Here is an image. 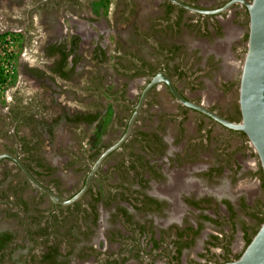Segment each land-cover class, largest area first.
Listing matches in <instances>:
<instances>
[{"label": "flooded vegetation", "instance_id": "flooded-vegetation-1", "mask_svg": "<svg viewBox=\"0 0 264 264\" xmlns=\"http://www.w3.org/2000/svg\"><path fill=\"white\" fill-rule=\"evenodd\" d=\"M51 1L53 0H38L34 5H30L29 0H26V4L30 6L24 14L17 10L14 19L0 18L1 30L18 32V43L21 46L18 71L20 76L24 77L23 80H40L44 76L55 78L53 81L68 80L51 70L59 62L60 57L57 53L50 55L48 48L59 41L49 40L44 44L46 40L41 38L44 40L42 44L40 45L39 41L35 45L40 46L33 48L36 40H34L35 35L29 29L31 20L34 19L40 24L48 13L53 12L52 6L49 5L52 3ZM161 1L165 11L171 2ZM182 1L203 9H215L222 7L230 0H224L219 6L210 8L202 6L197 0ZM173 5L176 14L171 21L170 29L178 34L180 30H183L181 28L182 13L186 9ZM237 8H242L244 15L238 12ZM233 9H236L237 17L245 18L246 16L249 20L245 6L240 3H235L229 9L216 14H196L203 18H214ZM128 13L127 11L125 14ZM177 19L179 20L178 24H176ZM154 22L155 20L151 22L152 27L150 26L149 29L151 32L147 34V38L150 41L149 44L155 46L158 53L161 48L164 49L162 50L164 54H160L158 69L144 58L138 57L136 51H133L131 64H134L132 65L134 69L118 72L123 82L120 90L106 86L103 73L92 69L86 81L89 85L88 90L97 93L92 98L93 102L89 105L90 107L81 108L75 105L71 106V110L58 108L57 111L51 112L41 108L38 113L33 115L22 113L8 134L9 142L13 146L5 148L2 153L15 154L35 179L37 178L41 184L50 190L53 189V192L61 196L58 188L54 189L44 182L46 178L52 180L53 183L59 181V179L56 180V167L49 163L44 155L43 149L45 143L48 142L46 138H51L54 135L58 125L65 124L75 131L77 138L80 136L83 139L84 131L95 126L100 120L101 107H103L100 97L104 95L113 98V100H120L124 107L127 106V109L131 110L125 126L111 143L106 146L99 144L92 152H87L88 160L92 164L84 174L79 188L72 193V197L83 187L92 165L99 156L123 136L142 90L156 73L165 71L183 97L201 103L191 99L177 85L178 80L185 78L190 64L187 65L185 62L170 66H167V63L163 64L166 59H171L169 57L171 49L175 50H173L176 52L175 56L185 55L187 44L169 40L168 30H163L165 33L161 30L162 34L157 32L152 25ZM210 25H213L215 32H218L217 35L222 34L223 29L219 27L218 20L216 23L201 21L197 25L198 34L203 38L212 37ZM166 26L168 24H165L164 28ZM185 26L190 27V25ZM42 29V27H38L36 38L41 35V31L44 32ZM134 32L137 35L138 30L134 29ZM224 38L223 35L222 39ZM242 39L247 42V30H245ZM224 41L221 43L224 44ZM79 42L74 43L71 39V48H75L74 53H71L70 56L71 66L74 58L78 56ZM217 43L214 46L218 52H221ZM98 45L93 49V58L100 64L106 61L108 52L102 43ZM129 46L132 45L129 44ZM117 51L121 52L123 49L118 48ZM166 53L169 58H166ZM138 59L145 61L148 66L142 68ZM77 63L74 65V71ZM73 75L74 72L71 77ZM142 76L146 82L140 90L136 102L131 103L123 99L129 92V83ZM231 84L233 85V82H228V85ZM160 88H165L170 96L183 107L184 111H194L200 117L216 123L227 131L242 135L241 131L231 130L203 113L182 105L165 83L155 84L147 93L130 135L119 148L105 157L92 177L88 189L76 201L80 204L76 205L74 202L64 206H70L72 216L75 215L77 218V223L72 227L65 242H62L61 245L57 244L55 230H53V234H50L51 231L48 227L49 233H41L36 237L37 243L38 239H44L42 244L39 246L37 244L39 250L36 251V249L30 253L23 247L28 240L35 241L31 238L32 230L29 229L28 224H31L30 222L34 218L31 213L37 211L35 207L38 205L28 201L22 192L33 185L13 160L10 158L1 159L0 214L6 219H0V238L3 235H10L12 239L7 245L0 248V264H11L12 262L14 264H47L45 255L48 254L51 245L58 248L57 253H54L53 256L55 261L65 260L67 264H234L233 262L242 253L235 254L234 246L241 243L245 248L248 237H253L261 224L259 223L260 219L264 216V200L258 196L257 189L256 192L254 191L253 183L239 184L240 187L238 186L237 189L234 184L240 180L244 182L247 176L252 177L254 181H258L260 193L262 191L264 196V179L259 163L255 168L249 163L241 162L236 153L228 151H222L221 154L217 153L213 157L210 156L211 144L214 139L212 130L206 128L208 126L203 123L197 125L185 123L182 119L184 113L171 115L163 111L158 106L161 101L156 97L161 92ZM210 109L234 121L230 116L216 109ZM94 114H98V118L91 123L82 120H69L77 115ZM17 125L27 129L28 136L26 138L22 139L21 135H18L15 130ZM112 129L113 125L108 126L106 131L109 132ZM102 132L99 131L97 142L102 138ZM144 135L146 137L142 138ZM26 147L30 149L23 153V148ZM119 150L121 151L120 158L105 168L104 166ZM16 171L22 174V179L17 176ZM111 176L113 179L110 178ZM6 179L11 182L4 184ZM23 188L25 189L23 190ZM33 189L45 195L34 186ZM20 201L27 202V209L23 208L24 204L22 205ZM53 206L54 208L62 207V205L54 203ZM76 244L79 246L77 247ZM111 244L114 245L113 249L108 247ZM76 256L77 259H73Z\"/></svg>", "mask_w": 264, "mask_h": 264}, {"label": "rangeland", "instance_id": "rangeland-1", "mask_svg": "<svg viewBox=\"0 0 264 264\" xmlns=\"http://www.w3.org/2000/svg\"><path fill=\"white\" fill-rule=\"evenodd\" d=\"M37 1L29 0L30 5H34ZM59 1L62 0L51 1L52 3H49V5L52 6L53 12L48 13L40 24L34 19L31 20L29 29L35 35L34 40L36 42L33 45L34 49L42 44L44 41L42 39L44 38L46 40L45 44L49 40L57 42L60 39L67 40L71 35L80 37L77 51L79 59L74 75L68 80L57 79L53 81L55 78L51 79L46 76L40 80H23L24 77L20 76L18 71L21 46L19 43H16L15 66L12 78L4 93L0 94V153L5 148L13 146L9 142L10 138H8V134L18 116L22 113L26 112L33 115L38 113V110L41 108L51 112L57 111L58 108L71 110V106L74 107L75 105L87 108L93 102L92 98L97 93H92L88 90L89 85L86 81L92 69L102 72L105 85L116 90H120L123 83L122 77H120L121 75L118 72L125 69H134L132 66L134 64H131L133 51H136L138 57L144 58L158 69L161 55L154 48L155 46L149 44L150 41L147 38V34L151 32L149 29L153 20H155L154 24H152L155 27L154 30L160 33L161 30H168L169 40L179 44L186 43L188 46L186 48V56L184 54L177 55L170 60L166 59L163 63H167V66L183 62L187 65L190 64L185 78L178 80L177 85L191 99L230 116L234 121L240 120L238 86L247 45V42L243 41L242 37L245 30H248V17H237L235 15L236 9L214 18H203L194 12L184 10L182 13L183 23L181 25L183 30H177L179 31L177 34L173 32V29H170L176 9L170 15H165L161 0H67V2L64 0L62 2L63 6L58 4ZM197 1L202 6L210 8L219 6L224 0ZM29 6L26 4V0H0V18L8 17L14 19L16 17L15 11L18 10L19 13L24 14ZM238 10V12L244 15L242 8ZM127 11L129 13L125 14ZM217 20L220 23L219 27L223 29L220 36L217 35L218 32H215L213 25H210L209 28L215 36L203 38L198 34L199 29L197 25L201 21L216 23ZM165 24H168V26L164 28ZM185 25H190V27H186ZM38 27H42V30L46 34L41 31V35L36 38ZM227 27L234 31L231 30L233 35L229 38L226 37ZM134 29L138 30L137 35H135ZM223 35L226 39H222ZM223 40H225L224 44H221ZM39 41L41 42L40 45L36 46L35 44H38ZM99 43H102L108 52L106 61L100 64L93 58V49ZM216 43L221 52H218L215 48L214 45ZM129 44L134 47L129 46ZM118 48H122L123 51L118 52ZM36 53L38 54L39 52ZM68 60L69 67L71 65V57ZM143 77L129 83V92L123 99L131 103L136 102L140 90L146 82ZM146 77L148 78V76ZM228 82H233V85H228ZM224 85L227 86L225 87ZM160 89L161 92L156 97L160 99L161 103L158 106L163 111L171 115L184 113L185 115L182 119L185 123L190 125L203 123L208 126L206 128L212 130L214 139L211 144L210 156H216L217 153L221 154L222 151L234 152L241 162L249 163L255 168L257 167L259 163L258 158L246 137L229 132L216 123L200 117L194 111H184L183 107L170 96L165 88ZM93 90L95 89L93 88ZM100 98H102L101 104L103 106L101 107L102 115L100 120L95 126H91L84 131L85 137L83 139L80 136L77 138L75 131L65 124L58 125L55 128L54 135L51 138H46L48 142L45 143V148L43 149L44 155L47 161L56 167V180L59 179V181L57 180L58 182L55 181L53 183L52 180L46 178L44 182L54 189L58 188L61 197L64 199L70 198L72 193L79 188L84 174L89 169L90 164H92L88 160L87 152H92L99 144L106 146L115 140L121 133L131 113V110H128L127 106L124 107L123 102L120 100L114 99V101L113 98L104 95ZM108 103L111 104L108 105ZM111 125H113V129L107 132V127ZM15 130L23 138L28 136L27 129L24 126L17 125ZM99 131H103L102 138L97 142ZM119 155H121L120 150L113 155L111 161L104 167L106 168L113 161L120 158ZM9 167L12 168V166ZM16 174L22 179V174L19 171ZM247 178L244 179V182L241 180L236 181L234 184L236 186L235 189L240 187L239 184L243 185L246 182H251L253 183L254 191L256 192L257 189L258 196L264 200L263 192L261 191L262 194L260 193L259 184H257L258 181H254L252 177L247 176ZM96 181H99V179H96ZM9 182L11 181L6 179L4 184ZM22 193L28 201L38 205V207H35L37 211L31 213L37 221L34 224H28V227L30 226L29 229L32 231L45 228L48 225V216L51 215L55 216L56 219L58 217L60 220L62 217H67L70 220L75 217V215L72 216L71 214V207L68 209L64 206L54 208L51 200L39 191L34 190L33 186H29ZM0 219L6 218L0 214ZM65 225L68 226L69 224H63L59 232L65 229ZM43 240L38 239V243L36 240H28L24 243L23 248L29 253L34 252L42 244ZM76 245L77 247L79 246L78 244ZM108 247L109 249H113L114 245L111 244ZM243 248V244H236L234 246V253L239 254ZM74 258L77 259V256ZM11 264H14V262Z\"/></svg>", "mask_w": 264, "mask_h": 264}, {"label": "water", "instance_id": "water-1", "mask_svg": "<svg viewBox=\"0 0 264 264\" xmlns=\"http://www.w3.org/2000/svg\"><path fill=\"white\" fill-rule=\"evenodd\" d=\"M168 1L188 11L206 15L223 12L235 3H240L245 6L248 12L249 20L247 30V47L242 61L238 86L240 120H229L202 103H196L186 99L178 92L168 74L165 71H159L151 77L142 90L123 136L99 156L96 162L92 165L83 187L72 197L64 199L37 181L15 154L0 153V160L3 158H10L13 160L30 184L47 195L54 204L68 206L79 200L84 195L90 185L92 177L100 167L105 157L115 149L119 148L130 135L134 121L143 106L144 100L150 88L161 82L167 85L173 96L182 105L203 113L231 130L241 131L244 133L258 158L259 166L264 179V0H230L222 7L215 9H203L182 0ZM233 263L264 264V219L256 233L251 238L250 242L245 246L242 253Z\"/></svg>", "mask_w": 264, "mask_h": 264}, {"label": "trees", "instance_id": "trees-1", "mask_svg": "<svg viewBox=\"0 0 264 264\" xmlns=\"http://www.w3.org/2000/svg\"><path fill=\"white\" fill-rule=\"evenodd\" d=\"M174 5L169 3L168 4V7L167 9L165 10V14L166 15H170L173 10H174ZM178 19L176 21V24H178ZM72 41L74 43H78L79 41V38L77 36H73L72 38ZM74 50L75 48H71V45L69 47H67V43L65 41H62V42H58V43H55V44H52L49 48H48V53L50 55L54 54V53H57L59 55V62L51 69L53 72H55L57 75H59L60 77L62 78H66V79H69L71 78V75L73 74L74 72V65L75 63L78 61L79 57H75L74 58V62H73V65L69 66L68 67V63H69V57L71 56V53H74ZM164 49L161 48V50H159V54H164L163 51ZM174 50V49H173ZM172 49L170 51V56L168 55V53H166V58H174L175 57V54L176 52H174ZM161 51V52H160ZM167 51V50H166ZM172 53V54H171ZM104 56V54H102ZM169 56V57H168ZM139 62H141V67L145 68V66L147 67L148 64L145 62V61H142L141 59H138ZM140 72H142V70H140ZM98 118V114H94V115H77L75 116L73 119H69V120H82V121H85V122H93L94 120H96ZM242 135L245 137L244 133H242ZM146 137V135L142 136V138ZM23 139V137H22ZM27 148V149H26ZM26 148H23V153H26V151L30 148L26 147ZM94 155H92L93 157ZM95 157V156H94ZM37 179V178H36ZM38 180V179H37ZM39 181V180H38ZM21 202V201H20ZM22 205H23V208L24 209H27V205L26 203L27 202H24L22 201L21 202ZM76 205H79L80 203L79 202H76L74 203ZM70 207V206H69ZM69 207H66L67 209ZM71 214L72 213V210H71ZM50 215V214H49ZM48 225L49 226H46L45 228H39L37 230H34L31 232V238L36 240V236L37 235H40L41 233L42 234H47L49 233L47 231L48 227L50 228V234L52 233L53 234V230H55V235L57 236V244H62V242H65V239L68 237V235L71 233L72 231V227L75 225V223H77V219H68L67 217H62L61 220L53 215L51 216H48ZM76 218V217H75ZM264 219V216L260 219L259 223H262ZM37 220L34 218H32V222H30L31 224H34V222H36ZM63 224H69L70 226L69 227H65L64 231L63 232H59V229L61 228V226ZM66 226V225H65ZM47 231V232H46ZM12 239V236L10 235H3L1 238H0V248L4 247L5 245H7V243ZM251 240V237H248L247 239V244L250 242ZM50 249L48 250V254L45 255L46 257V261H47V264H67L65 260H59V261H55V259L53 258L54 256V253H57V246H49Z\"/></svg>", "mask_w": 264, "mask_h": 264}, {"label": "built area", "instance_id": "built-area-1", "mask_svg": "<svg viewBox=\"0 0 264 264\" xmlns=\"http://www.w3.org/2000/svg\"><path fill=\"white\" fill-rule=\"evenodd\" d=\"M16 43L17 32L0 30V94L4 93L12 78Z\"/></svg>", "mask_w": 264, "mask_h": 264}, {"label": "crops", "instance_id": "crops-1", "mask_svg": "<svg viewBox=\"0 0 264 264\" xmlns=\"http://www.w3.org/2000/svg\"><path fill=\"white\" fill-rule=\"evenodd\" d=\"M64 0H62V1H59V5H62V2H63ZM66 2H67V0H66ZM57 4V3H56ZM63 6V5H62ZM62 41H65L66 43H67V47H69L70 45H71V36L69 37V39H67V40H63V39H60V41L59 42H62Z\"/></svg>", "mask_w": 264, "mask_h": 264}, {"label": "bare ground", "instance_id": "bare-ground-1", "mask_svg": "<svg viewBox=\"0 0 264 264\" xmlns=\"http://www.w3.org/2000/svg\"><path fill=\"white\" fill-rule=\"evenodd\" d=\"M226 30H227V37H228V38L231 37V36L233 35V33H232L233 30H232L231 28H229V27H227ZM231 30H232V31H231ZM233 32H234V31H233ZM221 44H222V43H221ZM228 65H229V64H228ZM228 65H227V66H228Z\"/></svg>", "mask_w": 264, "mask_h": 264}, {"label": "clouds", "instance_id": "clouds-1", "mask_svg": "<svg viewBox=\"0 0 264 264\" xmlns=\"http://www.w3.org/2000/svg\"><path fill=\"white\" fill-rule=\"evenodd\" d=\"M13 31V30H12ZM15 32H17V31H15ZM18 33V32H17Z\"/></svg>", "mask_w": 264, "mask_h": 264}]
</instances>
